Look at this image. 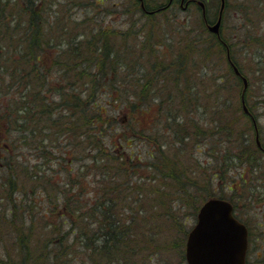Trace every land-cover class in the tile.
Masks as SVG:
<instances>
[{
    "label": "trees",
    "instance_id": "1",
    "mask_svg": "<svg viewBox=\"0 0 264 264\" xmlns=\"http://www.w3.org/2000/svg\"><path fill=\"white\" fill-rule=\"evenodd\" d=\"M53 3L0 0V264H141L182 208L196 213L209 198H230L235 142L241 161L246 151L256 156V139L233 122L236 113L257 116L232 106L254 103L251 82L245 89L232 45L208 34L188 48L205 62H228L229 76L208 78L216 97L182 52L177 61L151 54L137 74V61L156 49L151 27L139 42L132 27L108 32L92 17H62ZM115 101L131 104L130 132L110 112ZM155 108L158 117L142 128L139 114ZM36 195L39 210L30 204Z\"/></svg>",
    "mask_w": 264,
    "mask_h": 264
},
{
    "label": "rangeland",
    "instance_id": "2",
    "mask_svg": "<svg viewBox=\"0 0 264 264\" xmlns=\"http://www.w3.org/2000/svg\"><path fill=\"white\" fill-rule=\"evenodd\" d=\"M84 1V3H80ZM235 3L233 7V11L231 12V17L229 21L226 23V29L224 30L225 36H232L234 32L238 34H245L246 27H241L238 24L243 21V19H238L240 16V11L244 10V7H241L242 4L246 2V0H233ZM115 3H118L121 6H115ZM123 3H126L123 6ZM130 4L129 0H105V5L100 6L97 4H91V0H54V3L51 5V9H55L60 15L64 18H71L72 16L77 18L78 20H82L84 18L92 17V19L98 20V26H108L113 29L125 28L129 22L132 21V15H127V5ZM85 6V7H84ZM84 10V11H82ZM105 10V11H104ZM244 12V11H243ZM179 17L175 16L172 13H162L158 15V24L163 26L162 30L154 31V46H156L155 52L153 51H145L144 56L141 61H137L134 65L136 67L137 74L141 73V70L145 69V64L148 63V58L153 54L151 58H168L172 61L175 59L177 61V57L175 52H182L183 57L186 59L187 70L190 71L193 76L198 74L199 76H205L202 79L205 81L209 80L208 78L211 74H221L224 77L229 76L230 66L226 64L219 63L215 57H213L214 61L205 62L203 57H201L202 51L196 50L194 47L193 50L190 51L189 46L198 45V42L193 40L188 34V27L194 28L199 25L198 17L200 15V11L195 7L192 10V14H187L185 12L179 11ZM188 16V25H183V21L187 20L184 17ZM149 32V31H148ZM147 32V33H148ZM143 33H140L141 36H137L135 40H139L141 42L144 39ZM133 40V41H135ZM254 40V39H253ZM132 42V41H131ZM232 45V48L236 51V59L240 61L243 66L245 75L251 82L250 86V95H254L255 99H253L254 103L262 102L260 95L264 94V70H260L261 67L264 69V43L258 44V41H252L251 38L243 41H235ZM170 45V46H169ZM169 46V47H168ZM200 47V46H199ZM172 48V52L170 53V49ZM202 48V47H201ZM150 50L149 48H147ZM169 53V54H168ZM176 53V54H177ZM162 60V59H161ZM226 63V62H225ZM139 68V70L137 69ZM216 84L219 82L218 79L215 80ZM231 82L234 84L235 81L231 79ZM211 84V81H208ZM212 85V84H211ZM212 91L215 93V97L217 96L215 92L216 86L212 85ZM209 91V90H207ZM242 91V88L240 92ZM157 100L161 99V95H156ZM228 97V93H220L219 98L222 101H225ZM241 97V94H240ZM259 97V100L257 98ZM251 100V98H250ZM213 101V98H212ZM242 101L233 104L235 108H243ZM249 106L254 105L252 101H248ZM226 106V103H225ZM110 112L114 115H117L119 120V129L127 130L130 132L132 129L131 120L132 112L131 104L129 102H122L119 105V102L115 101L113 105H109ZM117 107V108H116ZM158 107V106H155ZM231 107L230 102L227 108ZM155 109H151L148 112H145L143 115L139 114V125L143 128L144 126L152 123L158 117V111ZM256 111L257 116L255 117L258 123V128L260 129V138L264 143V107L254 109ZM136 114V113H135ZM210 114V113H209ZM237 116L233 119L235 131L237 130H248L249 132L246 134L252 140H255V130L254 127L252 129H247V124L250 123L247 118ZM212 116H210L211 119ZM203 118V123H205V117ZM199 122V121H197ZM232 122V123H233ZM146 148L144 143H139L136 147ZM125 149L120 147L118 152H122ZM190 154V152H189ZM199 155L204 159V153H199ZM188 163L195 162L194 158L190 155L187 158ZM48 166V165H47ZM243 167V166H242ZM232 174V170L229 176ZM231 177V176H230ZM232 178V177H231ZM231 187V181H230ZM228 195H231L230 191L226 192ZM50 197V196H49ZM50 199V198H49ZM48 199V200H49ZM47 200V201H48ZM41 197L38 195L30 202L31 207H34L35 210H39V206L42 204ZM86 202H89L88 199ZM5 201H0V213L5 210ZM193 211H189L187 207L181 209V214H178L179 223H175L174 220L172 222H168L169 226L166 227L165 231L157 234L156 236V244L149 242V250L154 251L149 253L146 256L145 260H139L141 264H182L183 261V248L186 238V233L191 225ZM0 222L2 221V217L0 216ZM42 231L41 227L36 229V234L40 235ZM14 236H9L5 238V241L13 239ZM40 246L43 243H39ZM87 256V255H86ZM6 264V263H5Z\"/></svg>",
    "mask_w": 264,
    "mask_h": 264
},
{
    "label": "flooded vegetation",
    "instance_id": "3",
    "mask_svg": "<svg viewBox=\"0 0 264 264\" xmlns=\"http://www.w3.org/2000/svg\"><path fill=\"white\" fill-rule=\"evenodd\" d=\"M130 4L127 5V15H132V21L125 26V28L115 29L117 32L128 30L132 27L140 36V33L147 34L150 27L152 28L151 35L154 37L155 30H162L158 22L145 21L147 16L156 13H172L179 17V11L187 14H192V10L196 7L200 11L198 17L199 25L193 29L188 27L187 31L189 36L203 44L204 36L208 34L214 41L220 42L225 46H231L235 43L233 40L245 41L243 34L234 32L232 36H225L224 30L226 23L231 17V12L234 10L235 3L233 0H129ZM126 3H123L125 6ZM137 5V6H136ZM115 6H121L115 3ZM244 12L240 11L238 19H243L238 25L246 27V39L251 38L258 41V44L264 43V0H246L244 4ZM139 10L140 12H137ZM183 25H188V16L184 17ZM135 19V21H133ZM218 21L220 25L218 31L213 30ZM109 32L110 28L105 26ZM122 33V32H121ZM199 38L201 40H199ZM230 52V51H229ZM229 61L230 57L227 52ZM244 95V94H243ZM242 107L246 112L252 109L264 107V102H256L254 105L248 106L246 101H242ZM247 108V109H246ZM248 121L253 123L255 130V139L259 151L256 156L246 151L247 157L241 161L239 158L240 145L235 142L234 156L232 160V174H231V195L228 199L232 206L233 217L242 224L247 233V243L245 250L244 264H264V143L260 138V129L256 118H249ZM238 131V130H237ZM259 136L260 142L257 140ZM247 139H250L246 136ZM243 166V167H242ZM206 201V200H205ZM197 209L196 213L189 215L192 217L191 225L189 226L185 244L183 248V261L182 264H191L188 256V241L192 229L197 225L199 220V211L203 203ZM186 205H190V200H187ZM190 211V210H189Z\"/></svg>",
    "mask_w": 264,
    "mask_h": 264
},
{
    "label": "water",
    "instance_id": "4",
    "mask_svg": "<svg viewBox=\"0 0 264 264\" xmlns=\"http://www.w3.org/2000/svg\"><path fill=\"white\" fill-rule=\"evenodd\" d=\"M219 25L220 21L213 30L218 31ZM233 66L240 74L238 66ZM244 81L247 86L246 77ZM246 242V229L233 217L230 201L210 198L201 206L198 223L190 233L189 260L191 264H244Z\"/></svg>",
    "mask_w": 264,
    "mask_h": 264
},
{
    "label": "bare ground",
    "instance_id": "5",
    "mask_svg": "<svg viewBox=\"0 0 264 264\" xmlns=\"http://www.w3.org/2000/svg\"><path fill=\"white\" fill-rule=\"evenodd\" d=\"M247 88V86H245V89ZM250 122V121H249ZM251 123V122H250Z\"/></svg>",
    "mask_w": 264,
    "mask_h": 264
}]
</instances>
